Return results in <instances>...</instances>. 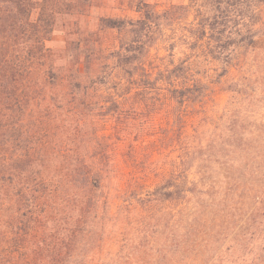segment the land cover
<instances>
[{
	"label": "trees",
	"instance_id": "1",
	"mask_svg": "<svg viewBox=\"0 0 264 264\" xmlns=\"http://www.w3.org/2000/svg\"><path fill=\"white\" fill-rule=\"evenodd\" d=\"M205 1L194 49L220 61L214 71L176 61L178 41L156 37L169 9L103 19L127 39H83L88 53L60 57L47 45L51 0H0V264H177L201 257L211 229L223 238L234 212L245 223L263 213L252 151L238 176L204 178L215 144L226 158L240 146L218 100L240 93L226 83L262 35L264 0ZM218 198L232 200L229 223L199 222Z\"/></svg>",
	"mask_w": 264,
	"mask_h": 264
},
{
	"label": "rangeland",
	"instance_id": "2",
	"mask_svg": "<svg viewBox=\"0 0 264 264\" xmlns=\"http://www.w3.org/2000/svg\"><path fill=\"white\" fill-rule=\"evenodd\" d=\"M51 2L53 4L48 11L54 9L57 18L52 40L47 45L60 57L88 53L91 47L79 46L78 42L83 39L96 38L103 43L105 40L108 43L125 41L126 32L107 30L102 20L113 18L136 21L148 10L147 4H151L155 5L160 13L170 10L167 16L158 17L162 30L156 37L178 41L177 48L173 52L176 61L191 57L192 60L197 61L198 69L202 71H214L221 67L220 61L207 57L209 52L197 56L199 53L194 49L196 25L206 21L208 3L205 0H51ZM262 12L264 21V4ZM239 41V38L236 39V43ZM166 46L167 44L160 42L157 47L161 49L159 56L162 58L171 57V52L164 48ZM230 46L229 48L233 49V46ZM155 52L156 50L153 51ZM240 53H242L240 56L242 69L238 72L234 71L235 75L226 83V87L238 83L240 93L235 95L232 92H225L218 100L220 108L227 111V117H224L222 122L225 127L224 135H229L228 127L231 123L232 129H235L237 134L230 139L231 143L233 146L238 144L240 146L227 151L228 158H226L221 156L225 150L220 152L219 144H215V148L212 149L214 158L207 163L206 170H209V173L204 179H228L223 177L224 173L233 177L238 176V170L242 168L241 161L248 157L247 153L250 151L255 153L256 157L253 179H264V30L261 37L256 38L246 51L244 49L238 51V57ZM235 64H238L237 60L233 62V65ZM222 113L223 111H219L220 115ZM232 122H234L233 126ZM236 136H242V141L236 139ZM243 143L246 144L247 149L244 148ZM225 160L228 165L222 166L221 161ZM191 178H194V174ZM243 179L250 178L246 176ZM231 201L228 198L227 204L223 205V198H218L211 204L207 214L199 215L197 220L200 222L204 219L209 225H213V221L219 218L229 223L233 208L231 210L224 208L228 205L233 207ZM261 212L263 213L260 215L255 214L253 222L250 223H245L247 216L238 222L243 212H234L231 223L221 229L226 232L223 238H213L220 229H211L210 242L207 248L201 249V257L177 264H264V208ZM216 222L214 228L218 225V220ZM234 223L237 225L231 230Z\"/></svg>",
	"mask_w": 264,
	"mask_h": 264
}]
</instances>
